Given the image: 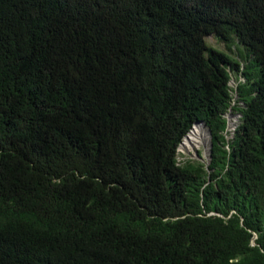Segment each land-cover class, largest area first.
<instances>
[{
	"label": "trees",
	"instance_id": "1",
	"mask_svg": "<svg viewBox=\"0 0 264 264\" xmlns=\"http://www.w3.org/2000/svg\"><path fill=\"white\" fill-rule=\"evenodd\" d=\"M0 264H264V0H0Z\"/></svg>",
	"mask_w": 264,
	"mask_h": 264
},
{
	"label": "rangeland",
	"instance_id": "2",
	"mask_svg": "<svg viewBox=\"0 0 264 264\" xmlns=\"http://www.w3.org/2000/svg\"><path fill=\"white\" fill-rule=\"evenodd\" d=\"M208 41L212 45H216L217 47H220L224 50H227L225 43L222 41H219L216 37L211 36L210 38H208ZM230 84H231L232 88H236L238 85V81H237L234 74H233V79H232ZM234 98H235V100H234V104H235L236 100H237V95L235 92H234ZM229 120H230V125H233L232 128H229L230 137H231L232 134L235 132L236 128L238 127V125L240 124V115L233 113L232 115L229 116ZM202 126L205 130H207L206 129L207 127H205L204 125H202ZM183 142H184V140H183ZM182 143H181V145H182ZM210 143H209V135H208L207 141L202 143L199 147H195L194 144L189 145L187 148H181V146H180L179 147V156H178L180 163L183 164L188 159H199L196 157V151L201 152L202 153L201 156L203 157V161L208 162L209 161V152H210L209 150L211 148Z\"/></svg>",
	"mask_w": 264,
	"mask_h": 264
},
{
	"label": "bare ground",
	"instance_id": "3",
	"mask_svg": "<svg viewBox=\"0 0 264 264\" xmlns=\"http://www.w3.org/2000/svg\"><path fill=\"white\" fill-rule=\"evenodd\" d=\"M201 124L204 125L203 123H198V122L196 125H194V127L185 137L184 142L182 141L183 143L181 145V148H187L191 144H194L195 147H199L202 143L207 141L208 135H209V143H210V133L208 129L206 128L207 130H205ZM232 127L233 125H230V128Z\"/></svg>",
	"mask_w": 264,
	"mask_h": 264
},
{
	"label": "water",
	"instance_id": "4",
	"mask_svg": "<svg viewBox=\"0 0 264 264\" xmlns=\"http://www.w3.org/2000/svg\"><path fill=\"white\" fill-rule=\"evenodd\" d=\"M229 118H228V125H229ZM201 123H203L204 125H205V127H206V123L205 122H202L201 121ZM208 131H209V133H210V136H211V132H210V130L208 129ZM210 146H212L211 144H210ZM211 153H209V160L211 159V155H210ZM196 157L197 158H199V159H201V155H200V153H199V151H196ZM203 160V159H202Z\"/></svg>",
	"mask_w": 264,
	"mask_h": 264
},
{
	"label": "clouds",
	"instance_id": "5",
	"mask_svg": "<svg viewBox=\"0 0 264 264\" xmlns=\"http://www.w3.org/2000/svg\"><path fill=\"white\" fill-rule=\"evenodd\" d=\"M233 113L231 112V113H229L228 115H227V117L229 118V116L230 115H232ZM230 121V120H229ZM229 128H230V122H229V125H228V131H229ZM237 129V128H236ZM236 131V130H235ZM235 133V132H234ZM210 139H211V136H210ZM210 142H211V140H210ZM211 145H212V143H210ZM210 153V152H209Z\"/></svg>",
	"mask_w": 264,
	"mask_h": 264
},
{
	"label": "built area",
	"instance_id": "6",
	"mask_svg": "<svg viewBox=\"0 0 264 264\" xmlns=\"http://www.w3.org/2000/svg\"><path fill=\"white\" fill-rule=\"evenodd\" d=\"M233 134H234V133H233ZM233 134H232V135H233Z\"/></svg>",
	"mask_w": 264,
	"mask_h": 264
}]
</instances>
